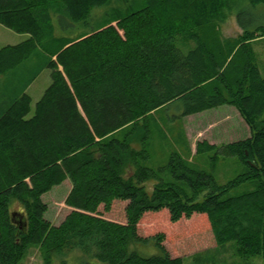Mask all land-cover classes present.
<instances>
[{
	"label": "trees",
	"instance_id": "trees-1",
	"mask_svg": "<svg viewBox=\"0 0 264 264\" xmlns=\"http://www.w3.org/2000/svg\"><path fill=\"white\" fill-rule=\"evenodd\" d=\"M113 1L0 0V24L30 36L0 50V77L38 49L51 71L32 118L29 86L0 101V264H20L28 244L40 246L45 264L76 251L104 264H184L230 243L264 256V77L252 49L264 37V0H119L127 8L118 2L91 33L57 36L56 22L91 27L95 9ZM230 13L242 35L217 42L209 31L218 36ZM175 102L181 118L223 106L239 112L250 137L200 143L197 155L237 158L244 174L219 185L177 155L157 170L145 164V148H131L147 135L137 122ZM131 125L123 139L112 137ZM68 179L73 210L51 227L42 196ZM150 180L158 182L151 194ZM247 184L253 191L233 195ZM15 198L27 208L26 230L13 222ZM121 203L118 222L110 217ZM150 246L160 255L140 253Z\"/></svg>",
	"mask_w": 264,
	"mask_h": 264
},
{
	"label": "rangeland",
	"instance_id": "rangeland-1",
	"mask_svg": "<svg viewBox=\"0 0 264 264\" xmlns=\"http://www.w3.org/2000/svg\"><path fill=\"white\" fill-rule=\"evenodd\" d=\"M118 2L119 0H114L110 6L95 9L91 27L76 25L63 29L60 23L56 22L55 31L57 36L59 38L65 36L75 40L91 33L109 21L110 16L114 15L115 10H117L114 8L118 6ZM132 3L131 0L130 5ZM120 4L124 9L127 8L124 4ZM209 34H212L217 42V37H219L224 43L225 40L237 39L242 35V30L235 16L230 13L222 24L220 31H218V36L213 30L209 31ZM22 40L23 35L17 34L0 24V50L7 46H17L22 43ZM56 46L60 48L61 43H56ZM252 49L256 64L264 77V37L255 40L252 43ZM42 52L41 49H38V52H35L29 60L0 77V101L4 100L7 104L12 99L20 97L29 86L26 94L31 97L32 105L31 114L28 118L34 116L36 104L51 84V71L48 68L44 69L47 58ZM181 113V102H175L137 122L138 126L145 127L147 135L144 137V142L132 143L131 148L138 152L143 150V147L145 148L149 159L145 163L147 166L154 170L164 168L169 163L170 157L177 155L196 170L213 176L215 182L219 185H226L245 173L244 165L237 158L216 160L213 153L197 155V146L200 143L208 142L211 145L223 146L250 137L249 127L234 107L223 106L184 118L180 117ZM132 127L133 125L126 130L115 133L112 137L123 139L128 133L134 132ZM133 173V168L125 170L126 177ZM157 184V181L150 180L144 186L147 188V192L151 194L153 187ZM253 189L250 184L243 185L233 195H241L251 192ZM72 191L73 184L68 179L62 185L54 187L42 196L41 200L47 207V211L42 217L51 227L59 226L73 210L67 203ZM124 208L125 204L123 203L116 205L110 218L121 222ZM10 211L11 214H19L24 219L25 217L28 218L25 204L17 198L11 201ZM144 249V251H140L143 256L160 255L159 250L154 246ZM66 256H54L53 264H63V261H65L64 264H104L95 260L81 259L78 251L74 252L73 255ZM20 264H45L44 254L40 246L28 244ZM184 264H264V256L243 255L235 243H230L210 250L199 251L194 255L190 254L185 258Z\"/></svg>",
	"mask_w": 264,
	"mask_h": 264
},
{
	"label": "water",
	"instance_id": "water-1",
	"mask_svg": "<svg viewBox=\"0 0 264 264\" xmlns=\"http://www.w3.org/2000/svg\"><path fill=\"white\" fill-rule=\"evenodd\" d=\"M13 222L22 230H26L27 228V221L26 218L24 219L23 216L19 214L13 215Z\"/></svg>",
	"mask_w": 264,
	"mask_h": 264
},
{
	"label": "crops",
	"instance_id": "crops-1",
	"mask_svg": "<svg viewBox=\"0 0 264 264\" xmlns=\"http://www.w3.org/2000/svg\"><path fill=\"white\" fill-rule=\"evenodd\" d=\"M28 38H30V36H28V35H23V40H22V42H24V41L27 40Z\"/></svg>",
	"mask_w": 264,
	"mask_h": 264
}]
</instances>
